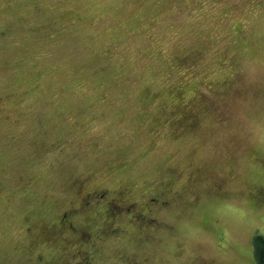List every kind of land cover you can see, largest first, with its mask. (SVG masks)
<instances>
[{"label": "clouds", "instance_id": "clouds-1", "mask_svg": "<svg viewBox=\"0 0 264 264\" xmlns=\"http://www.w3.org/2000/svg\"><path fill=\"white\" fill-rule=\"evenodd\" d=\"M0 264H264V0H0Z\"/></svg>", "mask_w": 264, "mask_h": 264}]
</instances>
